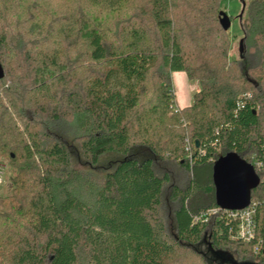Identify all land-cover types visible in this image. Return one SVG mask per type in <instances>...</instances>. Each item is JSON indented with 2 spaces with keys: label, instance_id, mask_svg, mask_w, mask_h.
I'll use <instances>...</instances> for the list:
<instances>
[{
  "label": "trees",
  "instance_id": "obj_1",
  "mask_svg": "<svg viewBox=\"0 0 264 264\" xmlns=\"http://www.w3.org/2000/svg\"><path fill=\"white\" fill-rule=\"evenodd\" d=\"M222 2L0 0V162L16 172L0 197V264H194L184 252L264 264V170L252 162L264 167V0L239 17L236 61ZM176 72L200 81L184 109ZM230 153L260 178L250 242L234 239L236 222H196L222 209L214 166ZM170 162L190 175L185 189Z\"/></svg>",
  "mask_w": 264,
  "mask_h": 264
},
{
  "label": "rangeland",
  "instance_id": "obj_2",
  "mask_svg": "<svg viewBox=\"0 0 264 264\" xmlns=\"http://www.w3.org/2000/svg\"><path fill=\"white\" fill-rule=\"evenodd\" d=\"M252 0H246V4H249ZM243 5L241 0H223L221 10L226 12L228 15L234 17V21L231 29L229 30V39H230V49L228 53V57L230 61H236L240 59V44L244 39V33L241 27V20L239 19L242 13ZM244 47V45H243ZM173 88L176 95V107L178 109H184L185 106H189L191 102L193 103V96L195 93L200 91V81L199 79L190 80L185 72H176L173 73ZM190 107V106H189ZM72 152L75 157V161L77 166L80 169L85 167V161L78 154L77 145L75 143H71ZM221 151L219 152V154ZM254 158V157H253ZM106 160V159H105ZM104 160V161H105ZM107 163L104 165L105 167H110V161H113L112 158H107ZM253 165H256L263 172L264 167L260 162L253 159ZM165 168L169 169L172 177V185H179L182 189L187 187L188 181L190 180V175L183 169V167L177 162H170L165 166ZM162 173V171H161ZM16 175L14 169L10 168L7 160L0 162V177L2 178V183H0V197L7 195L12 190V179ZM171 186L168 185V189ZM164 219L168 227L172 228L175 224L174 221V209L178 206L176 201L172 200L170 195V191L167 190L165 196V205H164ZM207 243H203L199 249L204 252H207ZM188 256V261L194 264H201V262L195 258V256L190 253H183ZM210 258V257H209ZM186 264V262H183Z\"/></svg>",
  "mask_w": 264,
  "mask_h": 264
},
{
  "label": "water",
  "instance_id": "obj_3",
  "mask_svg": "<svg viewBox=\"0 0 264 264\" xmlns=\"http://www.w3.org/2000/svg\"><path fill=\"white\" fill-rule=\"evenodd\" d=\"M242 1L243 10L246 2ZM220 23L225 31L232 27L231 16L220 13ZM244 51L243 41L240 44L241 54ZM5 77V71L0 65V79ZM199 148V142L197 141ZM214 182L216 187L217 205L225 210H244L251 205L252 190L260 185V178L253 165L243 160L237 153L221 157L214 166Z\"/></svg>",
  "mask_w": 264,
  "mask_h": 264
},
{
  "label": "built area",
  "instance_id": "obj_4",
  "mask_svg": "<svg viewBox=\"0 0 264 264\" xmlns=\"http://www.w3.org/2000/svg\"><path fill=\"white\" fill-rule=\"evenodd\" d=\"M189 151V148H188ZM0 183L2 178L0 177ZM207 216V217H206ZM206 216L196 219V222L207 221L209 216H218L221 220L227 219L237 223L236 234L234 239H239L244 242H250L254 239L256 234V205L252 204L244 210H225L213 209L210 210ZM206 217V219H205Z\"/></svg>",
  "mask_w": 264,
  "mask_h": 264
},
{
  "label": "crops",
  "instance_id": "obj_5",
  "mask_svg": "<svg viewBox=\"0 0 264 264\" xmlns=\"http://www.w3.org/2000/svg\"><path fill=\"white\" fill-rule=\"evenodd\" d=\"M192 105V102H191V104L189 105V106H191ZM189 106H187V107H189ZM186 106H185V108H187Z\"/></svg>",
  "mask_w": 264,
  "mask_h": 264
}]
</instances>
